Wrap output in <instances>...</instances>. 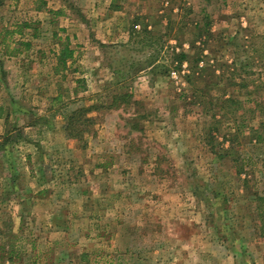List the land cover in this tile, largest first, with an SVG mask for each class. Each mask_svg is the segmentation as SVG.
<instances>
[{
	"label": "rangeland",
	"instance_id": "rangeland-1",
	"mask_svg": "<svg viewBox=\"0 0 264 264\" xmlns=\"http://www.w3.org/2000/svg\"><path fill=\"white\" fill-rule=\"evenodd\" d=\"M263 106L264 0H0V264H264Z\"/></svg>",
	"mask_w": 264,
	"mask_h": 264
},
{
	"label": "trees",
	"instance_id": "trees-1",
	"mask_svg": "<svg viewBox=\"0 0 264 264\" xmlns=\"http://www.w3.org/2000/svg\"><path fill=\"white\" fill-rule=\"evenodd\" d=\"M24 27L27 26V24H23ZM18 32H21V30H16ZM60 48L57 52V59H58V62L59 64H64L67 60V58H71L73 56V48H70L69 46V42H68V39H66V42H61L60 43ZM28 46V44H26ZM14 49V48H13ZM183 53L180 54L181 57H183ZM65 65V64H64ZM131 97V94H127L126 96H123L122 98H127L129 99ZM226 103H233L235 102V100L231 97H229L228 99H226ZM237 104H240V100L236 101ZM219 108H223V102L219 105H217ZM1 107H0V115H1ZM88 111L87 108H78V109H74L72 112H70L67 116V123L65 124V129H66V134H70L69 133V128H72L73 124H74V121H75V117L76 116H83L84 120L87 122V121H91V117L90 116H87L86 112ZM261 111V114L263 113L264 114V106L262 107V110ZM262 126L264 125V123L261 124ZM259 138V140H264V130H263V134H260L257 136Z\"/></svg>",
	"mask_w": 264,
	"mask_h": 264
}]
</instances>
